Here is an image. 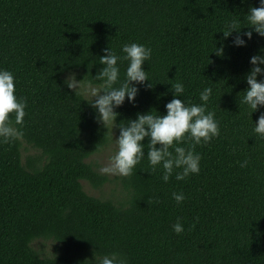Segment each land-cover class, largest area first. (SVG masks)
I'll return each instance as SVG.
<instances>
[{
	"label": "trees",
	"instance_id": "trees-1",
	"mask_svg": "<svg viewBox=\"0 0 264 264\" xmlns=\"http://www.w3.org/2000/svg\"><path fill=\"white\" fill-rule=\"evenodd\" d=\"M259 6L260 0H0V70L13 73L15 95L27 102L23 124L14 126L39 151L22 160L21 140L0 137V264H100L113 253L127 264H264V137L254 132L264 106L253 111L241 103L250 59L264 56V36H243L251 31L249 9ZM232 20L241 29L224 37ZM238 34L243 46L233 43ZM131 43L152 50L142 65L149 80L131 82L137 95L114 108L115 125L137 114L165 116L172 84L180 82L184 92L175 98L186 105L201 104L200 93L212 89L206 107L220 135L195 146L198 174L177 180L182 169H174L167 183L162 165L152 170L145 137L143 158L122 177L124 197L112 200L82 187L81 179L105 181L86 159L107 142L109 129L97 119L95 98L68 88L64 73L80 70L101 87L95 77L104 50L123 57ZM117 63L118 88L129 61ZM191 143L186 134L169 151ZM174 192L183 193L182 203ZM178 218L180 234L172 227ZM38 238L59 247L40 254L32 245Z\"/></svg>",
	"mask_w": 264,
	"mask_h": 264
},
{
	"label": "clouds",
	"instance_id": "clouds-1",
	"mask_svg": "<svg viewBox=\"0 0 264 264\" xmlns=\"http://www.w3.org/2000/svg\"><path fill=\"white\" fill-rule=\"evenodd\" d=\"M248 23L251 25V31L243 33V36L251 39L252 31L260 36H264V0H260L259 7L249 9L247 14ZM238 21L232 20L223 32L224 37H228L233 32L239 33L241 28H237ZM235 46H243L245 40L238 34L233 41ZM105 54L99 58V63L103 68L95 77L104 83L99 88H91L92 107L97 109L98 121L103 125L111 124L112 127L118 126L120 134L116 139L118 150L110 158L109 164L101 168L102 173L119 174L121 176L132 175L134 167L144 156L143 144L141 141L145 137L150 138L148 143L147 157L152 170H156L157 165H162L164 174L162 179L165 183L172 176L174 169H182L176 174L177 180H185L191 174H198L200 171L201 156L195 152V146L210 142L213 138L220 135L218 121L215 120V113L207 111V102L212 94L211 88H205L200 93L201 104L186 105L183 100L177 99L184 92V85L180 82L172 84L174 98L166 104L167 114L163 117L154 115L152 112L147 114H137L134 121H128L127 125H115L116 117L119 115L114 108L121 106L127 96L129 102L133 101L137 95L138 89L131 84L136 82L143 84L148 81V74L143 70L142 65L151 58L152 50L142 44L131 43L122 47L123 57L118 56L113 50L107 48ZM216 54H222V48L216 49ZM129 61L126 69V79L120 86L113 87L117 83L120 75L118 67L119 60ZM253 65L251 71L246 76L248 89L241 100V103L247 104L257 110L258 106H264V79L257 81V75H264V69L259 67L264 64V56L254 55L250 59ZM70 89L79 87L81 81H77L74 75L66 80ZM151 86V85H149ZM101 93H103L101 95ZM26 98L17 99L15 95V77L8 70H0V137L7 143L10 140H18L23 137V132L14 125H22L23 118L26 115ZM15 114L14 122L10 119L11 114ZM254 132L264 137V113H261L255 124ZM192 141L191 145L185 147H175L173 152L169 151L174 146V142H182L185 135ZM160 147L157 148L156 145ZM247 159L240 167H246ZM173 199L179 204L185 199L183 193H173ZM158 203L157 200L153 201ZM198 218H196L190 228H194ZM173 231L180 234L184 231L181 218L173 224ZM100 264H127L126 258L117 253L110 256H104Z\"/></svg>",
	"mask_w": 264,
	"mask_h": 264
},
{
	"label": "rangeland",
	"instance_id": "rangeland-1",
	"mask_svg": "<svg viewBox=\"0 0 264 264\" xmlns=\"http://www.w3.org/2000/svg\"><path fill=\"white\" fill-rule=\"evenodd\" d=\"M80 70H71L64 73L65 77L68 79L69 76L74 75L77 81H81L79 87L80 90L86 97L91 96V88H99L98 85L88 83L80 76ZM94 98V97H93ZM109 129V137L107 142L95 153L90 155L86 160L89 161L92 166L99 172L100 174L105 176V181L98 185L94 186L90 184V182L86 179H81V184L83 189L91 195L98 196L101 198H109L112 200H119L124 197L125 189L122 185V177L119 174H106L101 172V168L107 166L109 164L110 158L116 153L118 150L116 139L119 137V131L111 124H107ZM21 140V158L24 160L28 156H35L39 154V151L35 147H31L27 144L23 139ZM32 245L35 249H37L40 254L50 255L55 252L59 245L56 241L51 238H38L32 242Z\"/></svg>",
	"mask_w": 264,
	"mask_h": 264
}]
</instances>
